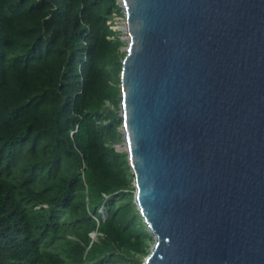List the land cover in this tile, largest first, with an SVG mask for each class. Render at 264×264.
I'll use <instances>...</instances> for the list:
<instances>
[{
  "label": "water",
  "instance_id": "obj_1",
  "mask_svg": "<svg viewBox=\"0 0 264 264\" xmlns=\"http://www.w3.org/2000/svg\"><path fill=\"white\" fill-rule=\"evenodd\" d=\"M116 2L141 264H264V0Z\"/></svg>",
  "mask_w": 264,
  "mask_h": 264
},
{
  "label": "trees",
  "instance_id": "obj_2",
  "mask_svg": "<svg viewBox=\"0 0 264 264\" xmlns=\"http://www.w3.org/2000/svg\"><path fill=\"white\" fill-rule=\"evenodd\" d=\"M116 1L0 0V264H140L149 250L114 146Z\"/></svg>",
  "mask_w": 264,
  "mask_h": 264
},
{
  "label": "bare ground",
  "instance_id": "obj_3",
  "mask_svg": "<svg viewBox=\"0 0 264 264\" xmlns=\"http://www.w3.org/2000/svg\"><path fill=\"white\" fill-rule=\"evenodd\" d=\"M119 27L117 28V30H120L123 34V36H125L128 33V21L125 17L122 18V20L119 23Z\"/></svg>",
  "mask_w": 264,
  "mask_h": 264
},
{
  "label": "rangeland",
  "instance_id": "obj_4",
  "mask_svg": "<svg viewBox=\"0 0 264 264\" xmlns=\"http://www.w3.org/2000/svg\"><path fill=\"white\" fill-rule=\"evenodd\" d=\"M116 17H119V16H115L114 18H116ZM121 20H122V19H120V20H115L116 23H115L114 25H112V29H113V30H117V28H118L119 25H120L119 23H120ZM122 35H123V34H122ZM100 211L103 212V209H100ZM149 235H150V234H149ZM150 238H151V239H150V241H149V250H150L151 245H152L153 242H154V239H153V237H152L151 235H150ZM149 250H148V252H149ZM148 252H147V254H148ZM147 254H146V255H147ZM146 255H145V256H146ZM145 256L142 257V260H143V258H144ZM141 262H142V261H141ZM140 264H141V263H140Z\"/></svg>",
  "mask_w": 264,
  "mask_h": 264
}]
</instances>
